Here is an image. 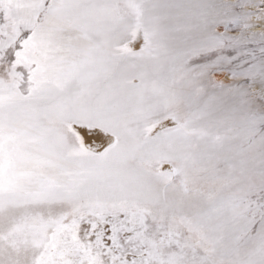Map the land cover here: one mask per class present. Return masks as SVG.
<instances>
[{
  "label": "snow or ice",
  "instance_id": "snow-or-ice-1",
  "mask_svg": "<svg viewBox=\"0 0 264 264\" xmlns=\"http://www.w3.org/2000/svg\"><path fill=\"white\" fill-rule=\"evenodd\" d=\"M0 264H264V0H0Z\"/></svg>",
  "mask_w": 264,
  "mask_h": 264
}]
</instances>
